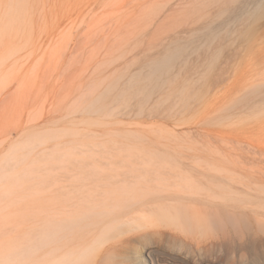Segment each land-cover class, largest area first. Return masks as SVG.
Masks as SVG:
<instances>
[{
  "label": "rangeland",
  "instance_id": "obj_1",
  "mask_svg": "<svg viewBox=\"0 0 264 264\" xmlns=\"http://www.w3.org/2000/svg\"><path fill=\"white\" fill-rule=\"evenodd\" d=\"M248 1L0 0V169L10 176L0 178V264L53 263V244L1 257L51 229L65 167L218 168L225 182L263 188L264 10L241 36L231 21L235 6L264 3ZM176 47L170 69L154 71ZM165 229L108 262L152 264L148 247L196 258L195 243ZM226 249L214 264L228 262Z\"/></svg>",
  "mask_w": 264,
  "mask_h": 264
},
{
  "label": "bare ground",
  "instance_id": "obj_2",
  "mask_svg": "<svg viewBox=\"0 0 264 264\" xmlns=\"http://www.w3.org/2000/svg\"><path fill=\"white\" fill-rule=\"evenodd\" d=\"M243 6L240 5L242 9L234 7L235 16L231 20L235 23L234 33H243L246 29L239 32V27L248 25L247 17L256 20L264 10V3L250 14L246 5ZM240 11L247 15L246 18L240 17ZM181 53V47L169 51L155 61L154 71L162 73L170 69L173 59ZM217 169L167 168L162 165L127 169L62 168L54 181L56 213L51 229L43 231L40 238L31 240L30 245L22 246L20 253L11 252L13 254L1 257L2 262L16 260L20 254L25 257L35 253L39 244H53L52 264H100V260L112 264L108 262L112 252L122 244L137 235H165V227H170L189 238L187 245L196 244L193 245L197 250L194 253L196 258L192 254V259L186 254L181 259L180 254L179 259L168 255L164 258L160 252L156 253L158 249L148 247L145 253L152 264H194V259L200 264H214L216 255L213 257V254L219 248L231 252L226 264H264V197H261L264 186L230 184L224 181L231 179L229 175ZM7 176L6 169L0 172L1 179Z\"/></svg>",
  "mask_w": 264,
  "mask_h": 264
}]
</instances>
